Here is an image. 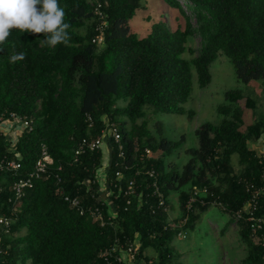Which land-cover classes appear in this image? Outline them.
Wrapping results in <instances>:
<instances>
[{
  "label": "trees",
  "instance_id": "obj_1",
  "mask_svg": "<svg viewBox=\"0 0 264 264\" xmlns=\"http://www.w3.org/2000/svg\"><path fill=\"white\" fill-rule=\"evenodd\" d=\"M164 1L179 13L178 26L172 29L167 22L156 23L145 38L130 27L144 7L142 0H104L108 25L102 46L94 43L98 32L91 1L58 0L66 13L64 21L71 26L67 45L50 49L41 43L45 34L22 35L19 29H11L8 40L0 45V160L19 162L17 173L25 176L33 171L43 147L53 159L49 175L16 204L10 201L16 178L0 172V216L12 219L10 231L0 233V264H124L118 258L131 247L134 264H174L173 241L193 231L212 207L228 212L238 224L247 250L242 263L264 264V226L253 234L245 215L237 218L250 199L249 184L264 185V155L251 149V143L264 136V114L243 129L245 110L237 104L245 97L238 90L228 92L229 104L219 108L224 119L196 130L199 146L186 150L190 160L182 171L166 164L177 144L156 137L147 122L149 114L184 115L183 104L193 92V72L200 88L207 87L210 66L220 54L229 58L239 81L264 84V0ZM194 36L201 38L198 51L187 49ZM13 52L26 53V59L10 63ZM186 52L193 55L191 60L183 58ZM254 102L246 99L247 110H254ZM11 114L32 121L33 127L24 129L15 142L1 130L2 122L14 121ZM192 116L194 112H189ZM106 122L119 128L125 152L120 158L111 141L112 216L97 193L95 180L102 150L75 155L83 139L102 137ZM156 126L161 134L162 123ZM149 169L157 174L166 208L160 206L152 188L153 180L146 174ZM117 172L123 175L118 181ZM131 180H136L142 197H131L127 205L124 192ZM193 188H206L209 193L201 194L188 210ZM173 192L180 201L177 226L169 224ZM65 196L78 198L85 208L100 207L104 222L88 212L80 215ZM213 201L227 207L226 211L213 206ZM254 215L264 220V198Z\"/></svg>",
  "mask_w": 264,
  "mask_h": 264
},
{
  "label": "rangeland",
  "instance_id": "obj_2",
  "mask_svg": "<svg viewBox=\"0 0 264 264\" xmlns=\"http://www.w3.org/2000/svg\"><path fill=\"white\" fill-rule=\"evenodd\" d=\"M142 3L144 7L139 9L130 21L132 31L139 38L151 34L156 23L167 22L172 29L178 26L175 18L179 13L171 9L164 0H142ZM184 9L188 11V15H192L187 6ZM192 24L194 26L196 24L194 19ZM201 43V38L194 36L189 39L187 49L198 51ZM183 58L191 60L193 55L186 52ZM210 74L211 83L205 88H200L196 72H193V92L191 98L183 104L186 111L184 115L159 113L155 116L152 114L147 116L149 128L156 137L163 136L178 146L173 155L166 158L168 167L177 166L179 171H182L190 160L186 150L199 146L196 130L206 123L215 125L221 123L224 116L219 112V108L229 104L226 99L228 92L238 90L245 97L237 104L245 110L246 125L243 129L264 114L262 81H252L249 84L239 81L233 64L224 54H220L211 64ZM246 99L255 101L254 110H247ZM189 112H194V116L189 117ZM156 122H161L163 125L161 134L158 133ZM263 141L264 136L256 143L258 145ZM235 166H238L236 160ZM169 207H171L169 224L180 225V201L176 192L171 193L169 197ZM172 246L177 253L174 264H243L242 260L247 254L246 247L240 240L238 224L233 222L228 212H221L217 207H212L203 214L196 223L195 229L177 237Z\"/></svg>",
  "mask_w": 264,
  "mask_h": 264
},
{
  "label": "built area",
  "instance_id": "obj_3",
  "mask_svg": "<svg viewBox=\"0 0 264 264\" xmlns=\"http://www.w3.org/2000/svg\"><path fill=\"white\" fill-rule=\"evenodd\" d=\"M91 5L93 8V14L94 19L96 20V32H98V36L95 37L94 43H96L98 46H102L104 43V29L107 27L108 22L106 20V15L104 12V0H90ZM11 119L14 121L20 123L24 129H28V131H32V121L29 120H21L17 117L16 114H11ZM6 122V121H4ZM2 122V124L4 123ZM87 122L89 124V127H93V119L88 116ZM102 137L98 139H91V138H85L83 139L76 150V157L87 153V152H94L98 151L102 148V144L105 138L110 139L111 141L117 145L119 157H123L124 152V145L122 144V135L119 130V128L115 127L114 125L110 124L109 122H106V128L102 130L101 132ZM146 155L150 157V151H146ZM53 164V159L49 155L47 149L43 147L41 152V157L37 161L34 169L32 172L25 176H19L18 171L21 169V164L15 160L9 159V158H3L0 160V172H6L11 173L16 178L15 181L12 184V192H13V198L10 200L13 201L15 204L24 198L26 195V192L28 190H31L34 188L35 183L38 180H41L42 178H45L49 175V167ZM146 174L149 176L150 179L153 180V186L152 188H155L156 193L159 198V203L161 207L166 208V200L163 194L159 193V188L157 185V174L155 170L149 169ZM123 178V175L121 172L116 173V179L121 180ZM117 187V186H116ZM248 191L250 192V199L249 201L244 205L242 211L237 213L238 219H243L245 215V220L251 224V231L253 234H256L258 231L262 230L264 226V220L258 219L255 217L254 213L258 209L259 201L264 198V185L262 186H255L254 184H249L247 187ZM3 188L0 184V193L2 192ZM138 186L136 184V180H131L128 185V189L124 192V196L128 198L127 205L131 204V197H139V200H141L142 194L137 192ZM121 192V189H120ZM208 189L206 188H193L191 197L187 203V209L190 210L192 208V205L194 202L197 201L198 197H201V194H208ZM110 195H112V192H110ZM213 196V195H212ZM65 201L70 203L72 207H74L80 215H85L87 212L92 218H95L99 220L100 222H104V214L100 207H90L85 208L81 201L78 198H70L69 196L64 197ZM203 203V202H202ZM218 201H213V206H220L223 208V210L226 211V208L223 204L219 203ZM112 216V212L110 214ZM12 225V219L7 216H0V233H8L10 231ZM179 236H182L180 234ZM133 249L129 248L128 251H125L129 255V263L134 264L135 256L133 255ZM118 249L115 248L113 251H117ZM121 255V254H120ZM119 262H124L123 258L120 256L118 258Z\"/></svg>",
  "mask_w": 264,
  "mask_h": 264
},
{
  "label": "clouds",
  "instance_id": "obj_4",
  "mask_svg": "<svg viewBox=\"0 0 264 264\" xmlns=\"http://www.w3.org/2000/svg\"><path fill=\"white\" fill-rule=\"evenodd\" d=\"M65 15L58 0H0V45L8 40L11 29H19L22 35L45 34L41 43L50 49L61 43L67 45L71 26L64 21ZM25 59L26 53L13 52L9 62L15 64Z\"/></svg>",
  "mask_w": 264,
  "mask_h": 264
},
{
  "label": "crops",
  "instance_id": "obj_5",
  "mask_svg": "<svg viewBox=\"0 0 264 264\" xmlns=\"http://www.w3.org/2000/svg\"><path fill=\"white\" fill-rule=\"evenodd\" d=\"M1 130L4 134L13 142L17 140V138L20 136L24 128L22 125L16 121H9L4 122L1 126ZM260 140V139H259ZM257 142V141H256ZM256 142H253L251 145V149L257 152L258 155H264V141L259 142L258 145ZM256 143V144H255ZM257 145V146H256ZM102 164L101 167L96 172V184L98 185V194L101 196L103 201L108 204L110 212H112V215H115L113 203L110 201V187L108 183V176L109 171L111 168L112 163V157H113V146L111 144V140L105 138L102 144ZM236 160V159H235ZM235 160H234V169L238 172L240 170L239 166H235ZM237 164V161H236ZM218 209V208H217ZM222 212V211H221ZM121 257L124 260V264H130L129 263V255L127 252L122 251Z\"/></svg>",
  "mask_w": 264,
  "mask_h": 264
}]
</instances>
